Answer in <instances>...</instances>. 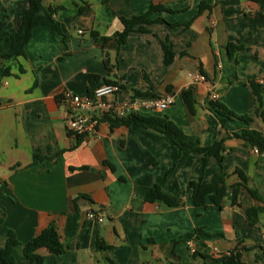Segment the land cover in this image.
I'll list each match as a JSON object with an SVG mask.
<instances>
[{"label": "crops", "instance_id": "crops-1", "mask_svg": "<svg viewBox=\"0 0 264 264\" xmlns=\"http://www.w3.org/2000/svg\"><path fill=\"white\" fill-rule=\"evenodd\" d=\"M0 3V20L5 21L0 34L5 36L20 28L29 0ZM43 4L57 9L55 17L70 39L61 43L50 27L40 25L32 32L25 56L11 63L0 60V238L2 242L13 231L24 244L54 221L65 251L53 256L41 250V263H28L17 254L18 264H207L204 257L227 254L239 242L264 248V210L258 228L251 227L245 215L251 207L264 209L263 154L229 137L222 166L214 156L204 164L198 152L181 160L180 149L168 135L135 125L111 129L108 122L101 123L96 136H75L67 130L69 109L63 100L65 91L87 95L88 74L107 76L108 56L116 66L110 78L121 85V98L175 96L165 112L139 115L165 116L186 135L210 146L248 126L231 120L223 129L209 105L214 94L230 111L251 117L249 127L264 134V89L259 115L249 85H264V5L249 0ZM151 5L166 10L154 15L158 21L147 27L149 33H131L119 45L114 35L123 30L120 17L145 14ZM166 38L176 52L168 67L161 46ZM228 43L248 49L230 58ZM10 51L5 43L2 52ZM8 65L10 74L1 75ZM196 73L207 81H196ZM184 90L193 93L195 114L181 96ZM36 155L42 160L35 161ZM221 168L229 173L242 170L248 187L259 192L263 203L241 188V208L229 202L223 209L211 202L196 207L189 182L209 180ZM162 182L167 192L186 201L183 207L169 209L144 201L147 190ZM239 182L235 174L227 179L229 186ZM91 212L104 220L90 218ZM200 229L193 239H185ZM98 240L109 249L99 250ZM253 258L254 252L245 256L247 261Z\"/></svg>", "mask_w": 264, "mask_h": 264}, {"label": "trees", "instance_id": "trees-1", "mask_svg": "<svg viewBox=\"0 0 264 264\" xmlns=\"http://www.w3.org/2000/svg\"><path fill=\"white\" fill-rule=\"evenodd\" d=\"M250 2L264 5V0H249ZM1 9V3H0ZM163 5H151L148 11L142 15L132 16L130 18L120 17V21L123 25V30L116 33L114 36L117 38L118 44L122 45L131 33H149L147 28L149 25L156 23L158 20L154 19V15L158 12L165 11ZM84 11L83 7H80L79 14ZM57 9L51 6H45L43 0H29V7L25 11L20 28L15 32H8L5 36L0 34V60H5L8 63L17 61L19 57L25 56V47L29 43L32 37L33 30L40 25L50 27L53 37L61 42L66 43L70 36L63 32L60 22L56 19ZM7 17V15H6ZM5 26V21L0 20V30ZM91 35L97 40L98 34L92 32ZM107 38H102L103 42H106ZM7 43L11 46L10 53H3V45ZM161 46L164 53V65L170 66L175 59V49L172 41L166 38L161 41ZM248 48L242 44L228 43L227 52L230 58H234L238 50H247ZM104 65L107 70V76L101 77L100 75L88 74V96H92L94 90L102 84H116V82L110 78V74L116 68L108 56H105ZM10 74L9 65L5 68H1V75L7 76ZM249 85L257 98L259 103V112L262 108V92L264 85H261L255 81L249 82ZM181 96L189 108L192 114H195L196 101L193 97L191 90H184ZM209 105L213 109L215 115L219 119V122L223 129H226V122L231 120L243 121L246 126L240 133H233L231 136L227 135L221 137L210 146H203L198 137L186 135L180 128H178L167 117L158 116H142L139 114L131 113L126 117H108L106 121L109 123L111 129L117 127H129L132 125L142 127L144 129H151L168 135L170 141H172L181 151V160L186 158L192 152H198L202 154L203 163H207L209 156H214L219 164L222 166L224 155L226 153L225 142L229 137H235L242 140L245 147L256 148L259 154L264 155V134L258 130L249 127L252 122V118L245 115H237L230 111L224 104L217 101H210ZM41 157L35 156V161H41ZM152 164H157L152 158L150 159ZM173 169H170L168 173H171ZM235 174L239 177L240 182L228 185L227 179ZM188 188L191 189L190 199L196 207H205L208 202H211L219 209H223L224 204L229 202L232 207L241 208L239 201V193L241 188H245L249 195L257 202L263 203V198L259 192L253 188L248 187V178L246 174L240 170L235 169L229 173L221 168L216 172L211 179L198 181H191L188 184ZM144 201L148 203H157L164 205L169 209L183 207L186 201L182 198L174 196L167 192L163 188V182L155 184L153 187L147 190L144 197ZM263 207H251L245 210V215L248 224L253 228H258L259 216L263 212ZM4 220V214L0 210V230ZM202 230H196L194 234L187 236L185 239L191 240L196 234L201 233ZM97 248L99 250H107L109 247H104L101 240L97 242ZM41 250H45L50 255H60L65 251V245L57 230L56 223L51 222L41 233L35 236L33 239L26 243H21L17 239L13 231H8L1 242L0 238V264H18L17 254L22 255L28 263H41L44 260V256L40 254ZM254 252V258L252 261L245 259L246 254ZM207 264H264V248L259 245L251 247L244 246L240 242L238 245L230 250L227 254H222L216 258L204 257Z\"/></svg>", "mask_w": 264, "mask_h": 264}, {"label": "built area", "instance_id": "built-area-1", "mask_svg": "<svg viewBox=\"0 0 264 264\" xmlns=\"http://www.w3.org/2000/svg\"><path fill=\"white\" fill-rule=\"evenodd\" d=\"M193 77L196 81H207L201 73H196ZM121 92L120 84H102L94 90L92 96H80L71 91H65L63 100L69 109L66 120L67 130L75 136H96L99 126L107 122L108 117L123 118L131 113L142 112L163 113L175 103V96L172 94L153 98H142L136 95L121 98ZM210 100L216 101V95H211ZM253 149L258 153L256 148ZM89 217L96 219L99 223L104 220L102 216H96L94 212H91Z\"/></svg>", "mask_w": 264, "mask_h": 264}]
</instances>
